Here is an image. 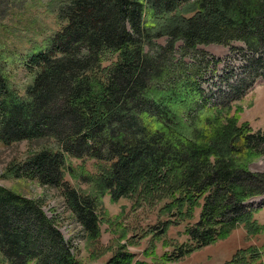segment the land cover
<instances>
[{"label":"trees","instance_id":"1","mask_svg":"<svg viewBox=\"0 0 264 264\" xmlns=\"http://www.w3.org/2000/svg\"><path fill=\"white\" fill-rule=\"evenodd\" d=\"M15 1L0 0L1 14ZM63 1L61 27L26 57L35 73L26 95L9 86L0 66V143H58L12 162L8 173L62 189L66 210L93 239L100 233L97 200L65 180L67 155L115 161L103 180L115 199L144 179L174 171L180 194L169 210L204 199L199 221L188 232L199 246L250 222L255 207L249 201L264 196V172L243 161L264 154V132L239 126L229 110L264 78V0ZM163 36L168 42L159 46ZM235 40L245 44L240 51L252 53L245 76L209 106L200 67L184 56L200 44ZM108 53H119L109 69L102 64ZM202 55L199 65L207 58ZM0 253V264H79L43 202L2 185ZM135 257L121 246L106 264H131Z\"/></svg>","mask_w":264,"mask_h":264},{"label":"rangeland","instance_id":"2","mask_svg":"<svg viewBox=\"0 0 264 264\" xmlns=\"http://www.w3.org/2000/svg\"><path fill=\"white\" fill-rule=\"evenodd\" d=\"M15 2L16 5L2 14L0 11V66L9 86L23 96L35 78V73L25 64L26 57L37 49H43L61 27L63 21L58 18V10L64 1ZM156 42L159 46L165 45L168 37L158 38ZM183 42L177 41L178 49L184 45ZM145 47L148 50L149 47ZM241 47L245 44L238 40L230 44H200L196 51L184 56L185 62L200 67L198 79L204 90L203 98H208L209 106L223 96L221 90H227L229 83L245 76L252 53L240 51L238 48ZM202 53L207 58L199 65V60H203ZM176 56L180 57L181 52ZM104 57L103 67L109 69L119 59V53H108ZM213 60L218 61L212 63ZM92 73L104 75L99 70ZM229 113L237 119L239 126L248 123L255 131L264 132V78H257L246 94L231 104ZM45 143L50 148L58 147L54 141L0 143V185L41 200L48 216L58 220L79 264H106L121 246L135 253L131 264H261L264 261L263 195L249 201L255 207L250 222H239L229 229L226 236L199 246L188 232L199 221L204 199L195 204L187 202L182 209L169 210L167 206L180 194L175 189L174 171L167 178L161 175L157 180L144 179V183L132 193L115 199L103 185L115 161L67 155L65 180L97 200L100 233L97 239H93L66 210L62 189L44 186L36 180L15 178L8 173L7 168L12 162L25 159ZM243 162L253 171L264 172V154L247 157ZM253 252H259L260 256L252 257ZM0 260H3L1 253Z\"/></svg>","mask_w":264,"mask_h":264}]
</instances>
